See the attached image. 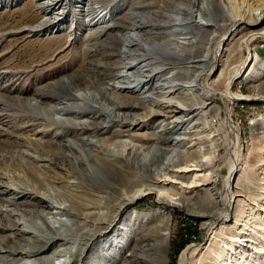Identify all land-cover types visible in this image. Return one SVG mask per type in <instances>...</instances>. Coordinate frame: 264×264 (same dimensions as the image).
<instances>
[{
    "label": "bare ground",
    "instance_id": "6f19581e",
    "mask_svg": "<svg viewBox=\"0 0 264 264\" xmlns=\"http://www.w3.org/2000/svg\"><path fill=\"white\" fill-rule=\"evenodd\" d=\"M76 2L26 0L30 12L5 27L4 37L26 33L6 43L0 63L4 80H19L0 87V264H74L79 255V264H166L163 242L173 226L144 225L154 213L137 203L155 200L151 193L161 206L186 202L194 216L226 214L219 219L227 220L235 208V224L243 226L245 213L255 209L247 210L254 197L245 192V175L230 184L241 169L245 140L225 108L259 97L237 90L236 79L264 38V27L257 28L264 0H83L73 24L62 27ZM127 5L130 11L118 13ZM60 6L66 10L56 17ZM107 14L113 24L101 19ZM139 29L146 44L130 40ZM239 31L245 32L213 79L229 51L223 41ZM155 76L166 82L149 93L144 84ZM171 86L181 93L167 98L156 90ZM159 115L165 117L153 131H134ZM180 133L188 135L186 143L176 141ZM257 138L264 139V131L254 137L246 160L250 170L264 163ZM224 148L229 159L214 168ZM224 168L220 212L213 190ZM215 223L204 225L213 233ZM238 229L230 251L237 242L252 241ZM129 248V258L119 259ZM182 250L177 264H195L196 258L198 264H228L204 244ZM69 256L74 260H63Z\"/></svg>",
    "mask_w": 264,
    "mask_h": 264
},
{
    "label": "rangeland",
    "instance_id": "374dc122",
    "mask_svg": "<svg viewBox=\"0 0 264 264\" xmlns=\"http://www.w3.org/2000/svg\"><path fill=\"white\" fill-rule=\"evenodd\" d=\"M26 0H0V63L3 62L5 56L3 55L6 52L5 45L8 41L14 40L18 38V36H21L24 33H12L8 35L7 37H4L3 34L5 32V27L7 24H12L11 26H15L18 22V20L22 17V15L25 13V16L30 12V9H28L25 5ZM65 3H67L69 0H64ZM81 1L78 0L75 4H72L68 7L69 14H68V20L69 22L67 24H62V27L73 24L74 14H76L79 9L82 7ZM123 0H120L119 3H121ZM45 2H52V0H45ZM113 4V3H112ZM66 10L64 7H59L56 9V12L54 16L58 17L61 16L62 13ZM130 11L129 5L123 7L122 9L118 11V13H126ZM105 13V12H104ZM259 17V24L257 28L264 27V16L262 14L258 15ZM105 18L106 22L105 24H113L115 22V19L110 17V14H107L106 17L103 16L101 19ZM202 19L201 17L197 16L196 20ZM177 21H182V17L180 15H177ZM139 23V22H138ZM166 27V26H162ZM148 27H144L142 29H147ZM158 29H154V31H157ZM140 29L132 32V36L130 37V40H139L146 44V38L143 35V31ZM243 32L245 31H239L238 33L234 34V39L232 40V37L230 36L226 41H223L222 47H226L229 49V51H224V64L220 65V67L215 71V75L213 79L216 77H219L220 73L222 72V69L224 68L225 62L228 60V54L232 56L233 53H230L233 49L236 48V40L240 38L243 35ZM221 39L218 37L215 40L214 47ZM235 42V43H234ZM234 43V45H232ZM125 47H129L128 45ZM231 47V48H230ZM255 51L252 52L254 56H252V61L246 67L242 73L238 76L236 79V89L241 90L244 94L250 95V96H259L256 98H251L248 100H237L230 102L229 105L225 108L228 110L234 117V127L236 129V132L239 133L245 140V149L243 153H241V169L238 171L237 174H235L231 181V185H236L238 183L239 178L245 175V178H249V184L246 183L243 187L246 189V193H249L250 196H253V203L248 204L247 210H250L252 208H255L253 211H247L245 213L244 217V223L246 224V227L239 226L238 224H235L236 218L238 217L236 209H232L229 211V216L227 220H220V215L225 216L226 214H218L215 218L207 217V216H194L191 215L186 202L181 203L180 206H167V205H160L159 201L156 198L155 193H151L152 199L155 200H148L143 201L139 200L137 203L141 206L143 211H146L148 213H154V215L146 220L144 222V225L152 226L156 221H159L161 224H167L171 222L173 229L172 234L170 238H165L163 242V250L166 253L164 256V260L166 264H169V257H168V251L171 248L170 242L174 238L177 243L176 250L180 253L183 251L182 249L186 248L189 244H204L206 248L210 252H221L224 259H227L226 262L228 264H264V163L259 164L256 169L250 170V167L246 164V160L249 159L250 150L254 145V137L258 136L261 131H264V97H260L264 94V70H260L259 67L264 64V38L258 40L254 44ZM226 59V61H225ZM255 59H258V65L255 63ZM147 60H141L140 63H147ZM255 63V64H254ZM144 66V65H142ZM255 71L256 76H251V73ZM15 85L16 82H19V80L12 81ZM11 79L4 80L3 73H0V87H9L8 84L12 83ZM110 87L113 86V81L110 80ZM165 79H161L157 76L153 77L149 82H145V86L148 88V92L152 91L155 88V85L158 83H165ZM120 83H117L116 87L119 86ZM6 87V88H7ZM118 88V87H117ZM129 89V88H128ZM172 89V91H171ZM156 90L166 92V97H172L174 95H177L181 92L179 90L175 89L174 86L171 88H164V87H156ZM193 91L195 93L200 94L202 91L200 87L195 86L193 88ZM128 92V91H127ZM179 92V93H178ZM186 92V90H185ZM1 93H4V91H1ZM129 93V92H128ZM208 101V99H207ZM216 106H221L219 102L213 103ZM154 109L161 110L159 108L154 107ZM163 111V110H161ZM139 112H143L140 110ZM165 113V112H163ZM165 116L159 115L158 117L152 119L149 121L146 125L137 126L134 131L135 132H146V131H153L156 128L155 123L157 121H161L164 119ZM154 126V127H153ZM7 127V126H3ZM116 127V126H115ZM113 127V128H115ZM132 128V126H126ZM112 128V129H113ZM259 133V134H258ZM188 135L184 133H180L178 135H175L176 141L178 143H186V140L184 139ZM125 139H129L128 137H125ZM260 152L264 158V139L260 140ZM130 140V139H129ZM134 143L130 144L128 148H125L124 153L127 154L133 146ZM175 149L177 152H180L181 150H184L183 147L175 146ZM176 152V153H177ZM221 160L215 165L214 168H222L225 166L227 160L229 159L228 151L224 148L223 151L220 153ZM209 172L211 170H208ZM228 169L224 168L222 170V174L220 175V181L219 186L215 190H213V193L216 195V199L218 200V206L225 211V205H224V195L226 193L225 191V181L227 178ZM73 180V179H71ZM181 180L182 179H177ZM194 194V193H193ZM219 196V197H218ZM221 197L223 199L221 200ZM256 203V204H255ZM160 206L157 208V206ZM133 206V205H132ZM262 207L263 209H259V207ZM9 207V206H7ZM226 209H229V203L226 205ZM60 218L66 219L67 216H59ZM210 220H216V228L213 231V233L208 231V228L204 225V222L210 221ZM140 224V223H139ZM143 226H139V229H143ZM18 226L23 229H25L24 223L20 220L18 222ZM239 226V229L237 228ZM22 229V230H23ZM124 229L127 231L128 227L124 226ZM243 230V235H248L247 237L251 238L252 241H244V245H241L240 242L235 243V247L230 251V246L232 245L231 239L232 235L235 234V230ZM145 231V230H144ZM143 231V232H144ZM142 232V233H143ZM129 236H131V232L128 230L126 232ZM147 233V232H146ZM210 234V235H209ZM240 236V240L243 236ZM213 238V239H211ZM218 243V244H217ZM245 244H248V247H246ZM184 245V246H183ZM239 246V247H238ZM131 248L125 249L124 253L119 257V259H125L129 258V254L131 253ZM178 255V256H179ZM80 256V255H79ZM78 256V257H79ZM76 258V260L73 262L74 264H79L81 262L82 256L79 258ZM179 258V257H178ZM68 259V260H67ZM79 259V260H78ZM63 260H66L68 262L73 261L74 259L69 257H64ZM196 260L195 264H198V259ZM178 263L175 261L174 264ZM140 264V263H137Z\"/></svg>",
    "mask_w": 264,
    "mask_h": 264
},
{
    "label": "trees",
    "instance_id": "16d2710c",
    "mask_svg": "<svg viewBox=\"0 0 264 264\" xmlns=\"http://www.w3.org/2000/svg\"><path fill=\"white\" fill-rule=\"evenodd\" d=\"M177 243L176 241L174 243H171V251L173 253V256H170L171 261L170 264H174V262L177 260V257L179 255V252L176 250Z\"/></svg>",
    "mask_w": 264,
    "mask_h": 264
}]
</instances>
